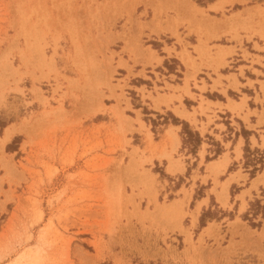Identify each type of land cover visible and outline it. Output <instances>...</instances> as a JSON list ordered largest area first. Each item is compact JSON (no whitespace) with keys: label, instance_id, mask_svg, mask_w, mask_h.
<instances>
[{"label":"rangeland","instance_id":"rangeland-1","mask_svg":"<svg viewBox=\"0 0 264 264\" xmlns=\"http://www.w3.org/2000/svg\"><path fill=\"white\" fill-rule=\"evenodd\" d=\"M179 1L195 10H179ZM179 1L0 0V135L19 133L5 149L8 138H0V264H264V190L254 198L239 194L242 183L227 193L209 165L203 181L213 174L212 183L191 199L182 185L189 169L165 189L137 147L149 129L156 136L158 123L150 117L146 129L138 112L134 119L124 114L129 101L140 106L112 65L125 32L159 50L151 26L163 31L160 24L175 13L194 49L228 43L226 37L264 39V0ZM173 36L182 43L177 29ZM142 96L154 100L150 92ZM161 117L182 124L193 154L198 135ZM262 166L264 151L246 148L249 178ZM152 171L164 178L160 167ZM203 196L209 203L201 210ZM246 235L258 243L243 249Z\"/></svg>","mask_w":264,"mask_h":264},{"label":"crops","instance_id":"crops-1","mask_svg":"<svg viewBox=\"0 0 264 264\" xmlns=\"http://www.w3.org/2000/svg\"><path fill=\"white\" fill-rule=\"evenodd\" d=\"M180 4L179 10H195L188 1ZM180 21V16L174 13L169 15L167 22L160 24L163 31L152 24L155 33L148 34L152 40L161 42L159 50H154L150 45L148 48L139 44L135 31L125 32L124 40L119 41V49L113 50L116 55L112 57V65L116 66L120 77L118 79L124 80L140 105L133 106L129 101V108L124 110V114L134 119L138 112L146 129L151 121L150 117L158 123L159 131L156 136L150 129L149 135L142 132L140 144L137 145L139 150L145 151L144 158L149 160L145 167L165 189L174 187L189 169L188 178L182 184L188 190L189 199L198 186L212 183L213 174L221 184H225L227 193L234 185L244 183L239 194L248 191L254 198L257 192L264 190V166L255 178L250 179L243 163L246 148L254 153L264 151V39L258 35L249 38L241 35V40L238 41L226 37L228 43L210 42L194 49L192 47L197 42L191 40L194 39L192 34L184 36L186 33L181 32ZM176 29L182 43H178L173 36ZM183 42L189 46L185 47ZM211 47L212 49H207ZM143 87L145 91H139ZM154 88L159 91L155 92ZM148 92L154 100L143 98L142 95L146 97ZM118 93L119 90H115V94ZM123 106L124 103H121L120 107ZM144 107L147 114L142 113ZM129 111L133 114H128ZM166 114L178 122H185L198 135L200 140L193 154L187 150L188 146H184L182 124L163 122L161 116ZM144 117L149 118L144 120ZM133 126L138 127L137 123ZM149 127L152 126L149 124ZM4 130L0 138L4 137ZM18 134L13 133L3 143V149ZM208 165L213 174L203 181L207 176L205 167ZM213 165H220L216 173L210 168ZM155 166L160 167L163 179L159 173L152 171ZM239 167L243 169L240 172ZM254 180V183L257 182L255 186L252 185ZM192 182L193 187L189 190ZM177 191L180 198L181 185L174 190ZM170 192L173 193V190ZM259 197L264 203V196ZM198 202H202V210L209 199L203 196ZM240 205L241 203L236 202L238 208ZM247 207L248 203L243 212ZM258 218L261 222L264 221V216L260 215ZM246 236L239 240L243 242V249L252 240L258 243V238ZM260 244L264 247V239Z\"/></svg>","mask_w":264,"mask_h":264},{"label":"bare ground","instance_id":"bare-ground-1","mask_svg":"<svg viewBox=\"0 0 264 264\" xmlns=\"http://www.w3.org/2000/svg\"><path fill=\"white\" fill-rule=\"evenodd\" d=\"M179 1V0H178ZM180 2V1H179ZM176 3H178V2H176ZM181 5V4H180ZM81 55V54H80ZM83 62V61H82ZM11 134V131L10 130H6V132H5V135H4V137L2 138V140H6L7 138H8V136ZM217 166H211L210 168H212L213 169V171L212 172H217L218 171V168H216ZM218 198H219V201H220V203H222V204H225V196L223 195V194H220L219 196H218ZM168 209V212H170L171 210H172V207L170 206V207H166V210ZM161 210V209H160ZM159 212V211H158ZM156 214H158V213H156ZM160 215V214H159ZM162 216V215H161ZM209 229L208 228H206L205 229V231L207 232Z\"/></svg>","mask_w":264,"mask_h":264}]
</instances>
